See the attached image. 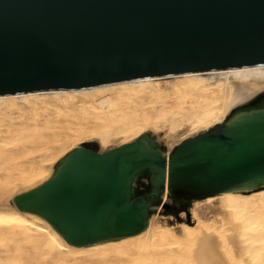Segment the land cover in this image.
<instances>
[{
    "label": "water",
    "instance_id": "obj_1",
    "mask_svg": "<svg viewBox=\"0 0 264 264\" xmlns=\"http://www.w3.org/2000/svg\"><path fill=\"white\" fill-rule=\"evenodd\" d=\"M259 63L264 0H0V95ZM164 150L148 132L104 150L80 142L9 199L79 246L140 232L150 212L264 188V94Z\"/></svg>",
    "mask_w": 264,
    "mask_h": 264
},
{
    "label": "bare ground",
    "instance_id": "obj_2",
    "mask_svg": "<svg viewBox=\"0 0 264 264\" xmlns=\"http://www.w3.org/2000/svg\"><path fill=\"white\" fill-rule=\"evenodd\" d=\"M261 94L264 63L1 94L0 264H111L139 249L142 240L162 244L168 258L180 256V244H186L194 264H264V188L195 198L175 216L150 212L140 232L79 246L9 199L50 176L59 156L80 142L96 141L104 150L143 132L162 133L167 155L182 139L224 121Z\"/></svg>",
    "mask_w": 264,
    "mask_h": 264
},
{
    "label": "rangeland",
    "instance_id": "obj_3",
    "mask_svg": "<svg viewBox=\"0 0 264 264\" xmlns=\"http://www.w3.org/2000/svg\"><path fill=\"white\" fill-rule=\"evenodd\" d=\"M161 136H162V133L160 134V136L155 137V139L157 141H159L161 144L164 145L165 151H166L167 150L166 149V145H165V142L163 141V139H162ZM190 204L191 203H188L187 205L184 204L183 206H181L180 208H178L177 210H175L173 212L157 213V215L160 216V214H161V216H164L165 215V217H169L170 215H168V214H171L172 216H175L179 210H184L186 208L188 209L189 206H190ZM144 241H145V243H149V244L148 245L147 244H144L143 243ZM152 243L155 244L154 242H150L148 240H142V242L140 241L139 244H141V245H140V248L139 249L131 250V251L126 252L125 254H123V256L117 257V259L113 260V262L111 264H163V263L164 264H168V263L172 264V262L174 264L175 263H178L179 264V262H181V261L182 262L180 264H194L193 263L194 260H192V259H194V257H193L192 254H189V252L192 253V251L191 250H188V249H190V247L187 246L188 247V249H187L188 251L187 252L185 250L186 249L185 248L186 244H180V247H181L180 250L181 251L180 250L179 251L181 252L180 253V256L181 257L179 255H177V253L176 254H173L171 250H174V249H171L170 251L172 253V256L170 255V257L168 258L167 256H169V252L168 253L167 252L166 253L164 252L165 249H162L163 248L162 244H160V245L159 244L158 245H156V244L155 245H152ZM142 244H143V247H141ZM161 246H162V248H161ZM164 246H165L164 248H168L170 245H167L166 244ZM160 249L163 250L164 253H162L160 251ZM175 249H177V248H175ZM168 250H169V248H168ZM168 250L166 249V251H168ZM159 252H161V253L159 254ZM162 254H164V256ZM165 254H167V255L165 256ZM178 254H179V252H178ZM173 256H176V260L177 261H174L175 258H172ZM159 257H161V258L158 259ZM190 257H191V259H190ZM162 259H164V260H162ZM167 260L169 261L168 263H167Z\"/></svg>",
    "mask_w": 264,
    "mask_h": 264
}]
</instances>
